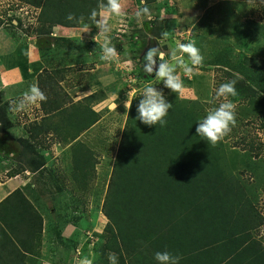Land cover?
I'll use <instances>...</instances> for the list:
<instances>
[{"label": "rangeland", "instance_id": "obj_1", "mask_svg": "<svg viewBox=\"0 0 264 264\" xmlns=\"http://www.w3.org/2000/svg\"><path fill=\"white\" fill-rule=\"evenodd\" d=\"M3 1L0 0V6H4ZM9 2L19 11L28 6L21 12L25 20L12 25L10 34L16 37L28 34L44 63L47 66L53 64L60 70L54 76L57 80L46 79L45 75L39 78L40 82L37 80L47 100L59 98L68 105V102H74L73 99L80 98L48 117L49 121L51 119L49 129L52 128L54 134L35 143L37 150L45 154L46 165L37 172L32 183L22 186L25 191L22 192L34 200L44 221L40 248L35 254L36 264L92 262V259H100L99 251L105 246L101 243L106 244L111 236L106 229L108 219L104 205L127 119L136 112L140 90L151 83L163 89L169 102H196V109L204 117L211 108L223 102L224 98L215 97V91L229 80V74L241 78L249 70L248 63L240 61L243 45H248V56L264 59V35L249 23L253 20L264 26V0H121L122 16L111 15L101 6L96 20L106 19L110 26L108 38L118 51V56L109 61L99 59L104 37L96 22L83 21L79 27H73L79 30L74 29L69 34L79 35L67 39L58 31L60 25L39 21L40 8L21 0H6V4H11ZM144 6L150 9L153 18L138 21L135 13ZM8 22L12 24V18ZM164 33H167L166 37ZM177 41H194L204 60L190 76L177 67L184 87L179 93H173L164 88L154 74H144L142 62L149 47L158 45L167 52L175 48ZM16 53L4 60L14 65L12 67L22 64L21 53ZM97 64L103 65V69L98 72V88L92 89L89 76L79 66L91 68ZM66 68L72 71L62 75ZM74 83H77L78 92ZM90 91L93 93L86 95ZM7 92H0V95L7 106L14 137L13 140L0 137V186L8 183L10 174L22 173L26 167L19 136L29 135L32 117L27 108L14 112L13 102L21 97L12 98ZM125 101L132 102L130 108L124 107ZM249 103H234L236 123L218 142L223 144L230 167L239 180L256 186L255 207L264 217V179H261L264 177V119L254 113L245 114ZM252 107L254 110L255 106ZM36 113L40 112L35 110ZM71 115L76 119L70 120ZM81 118L84 123L76 128L73 121L80 122ZM99 119L96 128L88 132L82 129L83 124ZM76 135L81 136L78 142L63 151L65 141L62 139H73ZM59 140L63 141L60 145ZM17 144L18 153L13 148ZM252 161H256L257 168L263 171L262 177L251 172L249 162ZM5 190H9L8 186ZM254 232H264V221Z\"/></svg>", "mask_w": 264, "mask_h": 264}, {"label": "trees", "instance_id": "obj_2", "mask_svg": "<svg viewBox=\"0 0 264 264\" xmlns=\"http://www.w3.org/2000/svg\"><path fill=\"white\" fill-rule=\"evenodd\" d=\"M21 1L40 8L38 18L41 23L66 27H79L83 21L90 20L93 9L98 11L107 2ZM69 13H74L77 18L83 17V20L69 21L66 19ZM249 23L264 35L262 24L253 20ZM243 47L240 61L248 63L249 70L241 78L229 74V80H236L238 94L228 99L233 103L250 101L245 114L254 113L264 119V59L248 56V45ZM171 103L172 107L165 118L167 123L163 127L159 124H143L136 119V112H132L127 119L104 205V214L108 219L106 229L111 236L106 244L101 243L105 245L99 251L101 257L92 259V264H109V253L118 256L119 264L125 263L124 256L130 264L132 257H135V264H149L131 250L152 240L158 232H228L222 234V254L225 259L233 256L231 263H237L242 253L238 257L234 256V232H254L263 224L264 217L255 207L258 199L256 186L239 180L230 167L223 144H212L196 134V124L202 118L200 111L196 109L197 103ZM252 106H255L254 110ZM58 109L60 108L53 109L50 113ZM94 123L96 121L85 123L82 129L85 130ZM10 128L12 122L0 95V131L6 132ZM20 142L26 165L34 172L44 168L46 159L36 145L24 138ZM249 163L251 172L256 173L258 178L262 177L263 171L257 168L256 161ZM0 210V222L6 226L0 224V229L3 230L0 256L8 260L7 256L16 250L13 237L5 231L6 228L11 232L28 234L27 238L25 236L26 240H20L23 253L21 248L19 252L24 257V253L32 251V245L35 246L36 254L44 222L39 210L21 190L10 194L0 204ZM5 239H9L11 244ZM227 248L232 250L226 253ZM194 249L182 251V255L196 254L198 249ZM256 259L264 260V248L257 255L248 256L244 262L251 264Z\"/></svg>", "mask_w": 264, "mask_h": 264}, {"label": "crops", "instance_id": "obj_3", "mask_svg": "<svg viewBox=\"0 0 264 264\" xmlns=\"http://www.w3.org/2000/svg\"><path fill=\"white\" fill-rule=\"evenodd\" d=\"M4 2V1H3ZM1 2V3H3ZM11 3V2H9ZM28 7V6H27ZM21 8L19 11L17 8L13 6V3L6 4V0L4 2V6H0V17L4 19V21L1 20L2 24L0 25V77H1V83H0V92L5 94L9 91L12 94V98H15L17 96L22 97L23 93L28 89L29 85L31 84H38L37 80L42 75H45L49 80H53L55 78V73H59V68H54L55 65L50 64L47 66L44 63V60L41 58L40 53L38 51H35L33 48V44L30 43L31 37L28 36V34H23V36L20 35V37H16L14 34H10L11 27L13 28L18 24L20 20H25V15H22L21 12L23 10H27L28 8ZM24 17V18H23ZM12 18V24L8 22V19ZM4 23V24H3ZM14 25V26H12ZM60 30H58L61 35L67 39L76 37L79 34H72L73 36L69 35L72 33V31L75 29L73 27H66V26H59ZM79 29H75L77 31ZM71 32V33H70ZM81 36V35H80ZM16 52L21 53L22 57V64H15V67H12L14 65H9L4 60H6L8 57H13ZM53 62V61H52ZM54 63V62H53ZM21 66V67H20ZM65 67V66H64ZM75 67V66H74ZM21 68L23 70V73L20 71ZM82 72H84L87 76H89V83L90 88H98V80L99 76L98 72L103 69V65L97 64L95 67L91 68H81L79 66ZM61 69V68H60ZM79 69V70H80ZM72 70L70 68H66L64 70V73L62 72V75L67 74L68 72H71ZM74 75V74H73ZM72 75V76H73ZM64 79V78H60ZM55 80H57L55 78ZM40 82V80H39ZM47 86V84H45ZM51 86V85H49ZM76 92L77 90V83H74ZM6 87V88H5ZM74 89V90H75ZM93 93V91H90L86 95H89ZM76 94V93H74ZM73 99V98H72ZM74 102H68V105H66L64 102H61L59 98L46 100L44 102H41L39 105H33L27 107V109L31 112L30 115L31 120L29 122V135L19 136L20 139H29L32 143H36L38 140H43L44 138H48V136H52L54 133V130L52 128L49 129V125H51V119L49 121L48 117L51 116L50 113L51 110L56 108H66L67 106H71L72 104L76 103L75 101H79L80 98L73 99ZM63 101V100H62ZM35 110H38L40 113V117H38V113L35 114ZM60 110V109H58ZM86 114V119H87ZM38 117V118H37ZM47 117V118H46ZM76 118L74 116H70V120H75ZM84 119H82L80 122H74V126L76 128L81 126V123ZM101 119L96 121L91 127H88L86 132L96 128V126L100 123ZM77 123V124H76ZM80 123V124H79ZM91 123V120H90ZM10 132H2L0 131V137H7V139L13 140L14 135L11 134L14 133L13 127L10 128ZM84 131V130H83ZM82 131V132H83ZM19 133V132H17ZM16 134V132H15ZM21 137V138H20ZM70 140L69 143L66 144V141L69 140L67 137L65 139H62L65 141L64 147L63 145V151L70 149V147H73L78 140L81 138V136L76 135L72 138L68 137ZM58 143V145L62 144ZM20 145L23 149V145L20 142ZM36 145V144H35ZM16 147V148H15ZM16 153L19 151L18 144L13 146ZM57 150V149H56ZM40 152V151H39ZM70 152L68 151L67 155H69ZM42 155L45 157V154L42 153ZM43 169V168H41ZM40 169V170H41ZM5 171H8L5 169ZM37 172L39 171H32L31 168L26 165L25 169L20 172H14V174H10L8 177V183L4 185L3 183L0 186V204L14 191L21 190L24 191L22 186L26 183H32L34 181V177L36 176ZM4 185V186H2ZM8 186L9 190H5V188ZM31 186H34L31 184ZM26 187V186H25ZM8 194H6V193ZM25 192V191H24ZM23 192V193H24ZM27 199L35 205V202L32 198L29 197V195L25 194ZM1 212V210H0ZM4 227L5 223L0 222ZM8 232L9 236L13 237V242L16 245V250L8 257V260L0 256V264H34L35 263V246H31L30 249L32 251H27L25 254V257L22 255V243H20V240H26L28 237V234L25 232H11L8 228L5 230ZM3 230L0 229V237L3 235ZM222 234H228V232H158L156 234V237H154L152 240H149L145 242L144 244H140L136 250L132 249L131 251L138 253L137 257L141 256L140 258L149 264H157V261L154 259V254L157 251H168L174 255L179 254L182 258L180 260V264H246L244 262L245 259H247L248 256L254 255L258 252H260L261 248H264V232H234V239H235V250H234V256L238 257L239 253L241 254V258L237 260V263H231L233 261V256L228 257L225 259V255L222 254ZM26 236V238H25ZM217 239V241H216ZM4 241H7L11 244L9 239H5ZM225 242V241H224ZM240 242H242L240 245H238ZM19 248H21V252H19ZM40 248V247H39ZM198 249L196 251V254L191 255H182V251H191L193 249ZM194 249V250H195ZM232 248H227L225 251L228 253L231 251ZM2 254V253H1ZM4 255V254H3ZM125 257V263L124 264H130L128 259ZM134 258H130L131 264L134 263ZM251 264H264L263 259L252 261Z\"/></svg>", "mask_w": 264, "mask_h": 264}, {"label": "clouds", "instance_id": "obj_4", "mask_svg": "<svg viewBox=\"0 0 264 264\" xmlns=\"http://www.w3.org/2000/svg\"><path fill=\"white\" fill-rule=\"evenodd\" d=\"M102 7L111 15H124L121 0H107ZM97 15V10L93 9L89 19L95 20L100 35L104 37L98 52L99 59L109 61L118 56V51L108 38L109 24L105 18L96 20ZM135 16L138 21L153 18L147 6L136 11ZM66 19L79 22L83 20V17L77 18L74 13H69ZM84 26L85 28L88 27L87 24ZM163 35L166 37L167 33ZM203 60L204 57L194 41H188L187 43L177 41L175 48L167 52L158 45L149 47L143 55L142 71L146 75L154 74L155 77L159 78L164 88L170 89L173 93H179L183 89L184 83L177 73V67H181L183 73L190 76L203 63ZM235 85L236 80L234 79L221 83L215 91V97L224 98L223 102L211 108L196 124V134L204 137L212 144L222 140L236 123V106L231 99H228V97H235L238 94ZM46 100L47 96L44 91L41 90L38 84L34 83L29 85L18 101L13 102L12 110L19 112L29 106L39 105ZM131 105L132 102H124L125 108H130ZM171 107L172 103L168 101L163 89H158L155 85L149 83L140 90L136 104V119L145 125L159 124L163 127L167 123L165 118ZM181 258L179 254L174 255L168 251H157L154 254L157 264H180ZM108 261L109 264H119V258L115 253H109ZM84 264H92V262L88 260Z\"/></svg>", "mask_w": 264, "mask_h": 264}]
</instances>
